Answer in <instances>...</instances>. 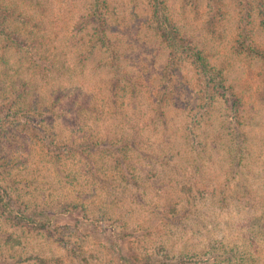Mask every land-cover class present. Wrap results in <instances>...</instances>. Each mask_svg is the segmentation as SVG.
<instances>
[{"label": "rangeland", "instance_id": "1", "mask_svg": "<svg viewBox=\"0 0 264 264\" xmlns=\"http://www.w3.org/2000/svg\"><path fill=\"white\" fill-rule=\"evenodd\" d=\"M93 2L0 0V264H264V0Z\"/></svg>", "mask_w": 264, "mask_h": 264}, {"label": "trees", "instance_id": "2", "mask_svg": "<svg viewBox=\"0 0 264 264\" xmlns=\"http://www.w3.org/2000/svg\"><path fill=\"white\" fill-rule=\"evenodd\" d=\"M149 3L151 7V19L153 23H155V27L162 36L163 41L172 49V56L177 54L189 55L192 59H194L195 62H197L198 68L202 69L204 75H206L207 78L213 80L221 77L223 79L221 72L217 71L216 69L209 68L208 64L205 61L204 56L200 51L195 50L194 47L187 45L184 37L180 35L179 27L176 26V24L173 22L172 18L168 13L167 0H149ZM107 7H108L107 0H94V2L91 5V10L89 12V19L93 23V28H94L93 37L101 42L105 41V37L107 38V33L104 27V11ZM2 10L3 9L0 8V27L3 26V19H4ZM19 106H20L19 111L23 113V115H26V111H24L23 105L19 103ZM121 154L122 153L120 152V156H116L117 157L116 161L120 168V171H124L127 169V166L130 164V162L128 160L126 153H125L126 155L124 154L121 155ZM0 201L4 208H8V210L12 212L13 207H11V205H15V200H13V198H11L7 192L4 193L0 192ZM21 214L22 216L20 218L22 220L26 222H30V221L35 222V220L29 215L26 214L24 216L23 212ZM216 254L222 257V253L220 252L219 248L217 249L216 252H212V255L215 256ZM165 256L170 257L169 255H165ZM180 264H184V263L180 262Z\"/></svg>", "mask_w": 264, "mask_h": 264}]
</instances>
